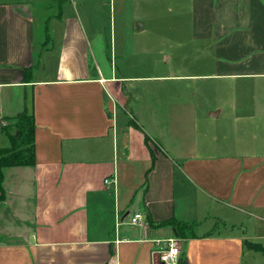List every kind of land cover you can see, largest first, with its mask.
Returning <instances> with one entry per match:
<instances>
[{
	"label": "crops",
	"instance_id": "1",
	"mask_svg": "<svg viewBox=\"0 0 264 264\" xmlns=\"http://www.w3.org/2000/svg\"><path fill=\"white\" fill-rule=\"evenodd\" d=\"M52 1L0 0V124L27 108L35 125V166L3 170L0 264H162L169 219L192 226L181 264H264L243 245L264 246V0H183L210 69L187 73L198 60L183 59L181 73L148 76L93 53L83 0L46 20L56 49L36 45ZM166 81L179 83L177 126ZM200 81L225 87L209 104Z\"/></svg>",
	"mask_w": 264,
	"mask_h": 264
},
{
	"label": "rangeland",
	"instance_id": "2",
	"mask_svg": "<svg viewBox=\"0 0 264 264\" xmlns=\"http://www.w3.org/2000/svg\"><path fill=\"white\" fill-rule=\"evenodd\" d=\"M76 7L93 53L97 54L98 46H105V51H109L105 62L110 65L108 58L112 59V64L115 61L119 75H175L181 73L179 61L183 59L187 63L198 60L196 66L186 68L187 73L210 69V55L206 61L201 60L195 51L199 44L191 41L190 4L183 0H83V4L78 2ZM54 9L40 19V23L37 18L35 21V42L43 50L51 46L56 49L58 44L56 40L51 45L44 30L45 25L48 27V17L56 13ZM197 86L210 104L212 100L207 94L212 89L224 90L225 83L200 81ZM178 91L177 81L165 82V126H177ZM14 124V121L2 122L4 129L12 134Z\"/></svg>",
	"mask_w": 264,
	"mask_h": 264
},
{
	"label": "trees",
	"instance_id": "3",
	"mask_svg": "<svg viewBox=\"0 0 264 264\" xmlns=\"http://www.w3.org/2000/svg\"><path fill=\"white\" fill-rule=\"evenodd\" d=\"M66 1L67 0H55L50 2L48 7L54 9V5H56L55 15L59 17L61 6L66 3ZM44 30L46 33V40H49L47 25L44 26ZM7 120L14 121V134L10 133L9 130H5L2 126V122ZM34 131L35 125L33 114L31 110H28L27 108L14 117L1 118L0 134L8 140L9 145L5 148H0V203L5 201V191L2 185L3 170L6 168L35 166ZM145 141H148L147 137H145ZM163 226H168L173 229L175 237L178 239L193 237L191 225L169 219L158 225V227ZM243 245L250 250L264 254L263 245L246 241L243 242ZM177 264H181L180 257Z\"/></svg>",
	"mask_w": 264,
	"mask_h": 264
},
{
	"label": "built area",
	"instance_id": "4",
	"mask_svg": "<svg viewBox=\"0 0 264 264\" xmlns=\"http://www.w3.org/2000/svg\"><path fill=\"white\" fill-rule=\"evenodd\" d=\"M113 183L112 180H104V185H109ZM143 216L140 213H135L130 218V225H140L144 220ZM156 244L164 243L166 245L165 249H162L159 252V261L162 264H177L180 257V244L177 238L172 237L164 241H156Z\"/></svg>",
	"mask_w": 264,
	"mask_h": 264
},
{
	"label": "water",
	"instance_id": "5",
	"mask_svg": "<svg viewBox=\"0 0 264 264\" xmlns=\"http://www.w3.org/2000/svg\"><path fill=\"white\" fill-rule=\"evenodd\" d=\"M211 115V114H210Z\"/></svg>",
	"mask_w": 264,
	"mask_h": 264
}]
</instances>
